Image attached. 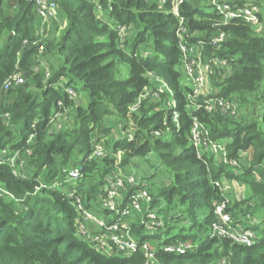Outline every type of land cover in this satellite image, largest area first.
Here are the masks:
<instances>
[{"label":"trees","instance_id":"obj_1","mask_svg":"<svg viewBox=\"0 0 264 264\" xmlns=\"http://www.w3.org/2000/svg\"><path fill=\"white\" fill-rule=\"evenodd\" d=\"M53 1L64 26L46 37L34 0H0V155L20 153L13 164L0 163V264H264V30L258 28L264 27V0H225L257 4V24L241 17L224 23L210 0H184L178 16L171 0ZM179 18L188 30L186 43L201 50L203 62L225 61L213 66L219 72L215 96L234 100L238 112L245 107L242 115L189 102L175 34ZM221 31L224 40L212 43ZM121 63L128 65L126 79L116 77ZM14 73L23 83L3 89ZM151 77L164 81L172 95L141 98L157 90ZM170 96L176 121L165 109ZM193 117L235 164L194 146ZM94 138L105 156H91ZM141 162L152 163L165 182L144 175ZM70 167L79 170L75 181L67 179ZM118 168L132 170L138 181L148 178L150 207L163 217L165 231L145 235L136 214L121 213L135 188L117 210L100 209L105 180ZM77 200L132 234L137 249L106 254L82 239ZM223 201L232 226L255 231L256 243L212 235L214 209ZM145 242L152 259L140 248ZM179 244L189 247L164 249Z\"/></svg>","mask_w":264,"mask_h":264},{"label":"built area","instance_id":"obj_2","mask_svg":"<svg viewBox=\"0 0 264 264\" xmlns=\"http://www.w3.org/2000/svg\"><path fill=\"white\" fill-rule=\"evenodd\" d=\"M166 0H157L159 4H163ZM184 0H171L172 13L178 16V7L183 3ZM36 5V11L41 19V25H48V21L57 17V4L53 0H34ZM213 10L216 14H219L223 18V22L226 23L233 18H243L249 21L251 24H257L258 18L257 13L259 12V7L255 3H248L244 5H238L234 3H229L225 0H210ZM54 12V13H53ZM183 21L179 18V27L177 28L175 34L179 39V49L182 54V65L184 70V77L187 79L189 88L191 90L190 94L187 96L190 103L196 105L197 108L203 107L208 112L222 113L224 115H232L237 117L240 112L237 111V105L234 100L215 96L216 89H213L214 94L211 96L200 94V90L205 86L206 81L209 76L215 72V78L219 76L218 69L215 70L213 66L220 68L221 65L225 64V61H208L203 62L201 59V50L194 45H189L186 43V37L188 36V30L182 25ZM261 26H258L260 29ZM43 30L41 29V32ZM43 36H45L43 34ZM224 32H219L213 39L212 43L216 44L224 40ZM41 52V51H40ZM45 62L42 61L41 66H45ZM221 71V70H220ZM151 76V74H148ZM151 81L157 84L156 91H150L149 89L142 93L140 96L144 98L152 93L153 96L158 97L159 93L162 91H168L171 93L168 85L156 78L151 77ZM24 78L20 73H14L10 76L4 83L3 89L9 88L12 84L23 83ZM66 91L75 97V93L67 88ZM172 95V93H171ZM202 97L203 101L196 103V99ZM139 102L135 103L130 107L133 111ZM176 101L174 96L169 98L165 103V109L172 111V119L176 121L178 114L175 110ZM240 111V110H239ZM56 115L53 119L58 118ZM55 126L60 127L61 123L54 120ZM201 124L198 122L196 117H193V127L191 129V135L193 144L195 147L204 148L215 156L219 160L221 156L224 162L234 164V161L225 160L224 156L226 154L225 149L220 144L206 139L207 131H202ZM158 135V133H155ZM127 140L132 138V135L127 132ZM96 138H94L95 140ZM5 152H1L0 163L13 162L18 158L17 152L11 156H6ZM107 152L105 151L103 145L99 142H94L93 151L91 156L102 157L105 156ZM217 160V161H218ZM222 160V161H223ZM221 161V160H219ZM122 168H118L114 175L108 176L106 178V196L104 198H99L98 203L100 209L105 210H117L118 206L124 201V197L132 188L134 190L130 191L132 195L127 196L128 202L126 206L121 210L123 215L133 216L136 214L139 218V222L142 225V230L145 235H153L158 230H163L164 225L162 222V217L157 214L155 208H151L150 204L152 201L151 193L147 187V182L138 181L137 178L131 173H124L121 171ZM78 168L70 167L68 171V181H75L78 178ZM137 187V188H136ZM70 196L73 195L71 192ZM77 209L82 213V219L76 222L77 234H79L82 239L89 242L94 248L100 252L107 253L113 252L114 248L116 251L123 252L124 254L132 253L137 249V242L129 232H122L121 226L118 223L108 224L106 221L100 217L96 210L84 209L81 203L77 200ZM225 202H221L215 206L214 213L216 215L217 221L211 226L212 235L221 236L229 238L234 242L251 245L256 243L260 236L253 230L247 229L239 231L232 226L231 217L228 213L224 212ZM131 217V218H133ZM126 224V223H124ZM189 247L188 245L179 244L177 246L168 245L164 249L166 251L184 252V250ZM140 248L144 251L148 259H152L153 253L152 248L148 242L141 244Z\"/></svg>","mask_w":264,"mask_h":264},{"label":"rangeland","instance_id":"obj_3","mask_svg":"<svg viewBox=\"0 0 264 264\" xmlns=\"http://www.w3.org/2000/svg\"><path fill=\"white\" fill-rule=\"evenodd\" d=\"M58 7V6H57ZM58 8H57V13H58ZM54 13V12H53ZM46 23H44V27L45 28H41L43 31L41 32V29H40V33L41 34H44L46 37H48V36H50V34L52 35V34H58V32L60 31V29H62V27L64 26V17H63V15L60 13V11H59V14H58V16L57 17H54L51 21L49 20L48 21V25H45ZM260 29L261 30H264V27H260ZM50 31V32H49ZM39 67H41V65L39 66ZM117 69H119V71L120 72H116V77L117 78H122V79H126L128 76H129V69H128V65L127 64H123V63H121V64H119L118 65V67H117ZM214 81H216V78H215V72L213 73V74H211V76H209V79L206 81V83H205V86H203L202 88H201V90H200V94H203V95H207V96H211L212 94H214V92H213V89L215 88V85H214ZM184 83L185 84H188L187 83V79L184 77ZM188 86H189V84H188ZM83 100V99H82ZM76 101L79 103V104H81V101L79 100V98L77 97L76 98ZM246 110V108L244 107V108H242L239 112H240V114L242 115V113H244V111ZM240 114H239V116H240ZM116 133L117 132H115V137L117 136L116 135ZM17 154H18V156L20 155V153H18L17 152ZM218 160V159H217ZM218 162H222V163H226V162H224V160L223 161H219L218 160ZM150 162H146L145 164H146V168H149V170H151V173H155V168H154V166H152V163H150ZM229 164H231V163H229ZM235 164V163H234ZM138 171H140V170H138ZM161 173V172H160ZM146 175H148V174H146ZM154 175H156V177H157V179H158V181L160 180V179H162V181L163 182H165V180L166 179H164L165 177H164V175L161 173V174H159L158 172H156ZM143 177H144V175H143ZM151 178H154V176H152ZM154 180H155V182H156V179L154 178ZM143 181H145V182H150L149 180H148V178H146V177H144L143 178ZM160 183V182H159ZM242 186H240V191L242 190V188H241ZM239 190V188H235V192L234 193H236L237 191ZM163 218V217H162ZM258 220V219H257ZM174 221H176V220H173V223H174ZM254 221H256V219L254 220ZM162 222H163V225H164V221H163V219H162ZM178 223V222H177ZM180 223V222H179ZM163 231H165V229H163ZM108 254L110 253V254H113L112 252H107ZM106 253V254H107Z\"/></svg>","mask_w":264,"mask_h":264},{"label":"crops","instance_id":"obj_4","mask_svg":"<svg viewBox=\"0 0 264 264\" xmlns=\"http://www.w3.org/2000/svg\"><path fill=\"white\" fill-rule=\"evenodd\" d=\"M137 165H138V169H140L141 171H143L144 175L148 174V172L151 173V170H149V168H146V164L144 162H141V163H139ZM121 171L124 172V173L125 172H128V171L123 170V169ZM128 173H131L132 174L134 172L131 170V172H128Z\"/></svg>","mask_w":264,"mask_h":264}]
</instances>
